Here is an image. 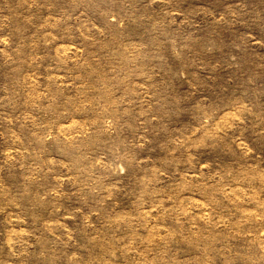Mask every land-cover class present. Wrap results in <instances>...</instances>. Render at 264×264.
I'll return each mask as SVG.
<instances>
[{"label": "rangeland", "instance_id": "rangeland-1", "mask_svg": "<svg viewBox=\"0 0 264 264\" xmlns=\"http://www.w3.org/2000/svg\"><path fill=\"white\" fill-rule=\"evenodd\" d=\"M0 264H264V0H0Z\"/></svg>", "mask_w": 264, "mask_h": 264}]
</instances>
